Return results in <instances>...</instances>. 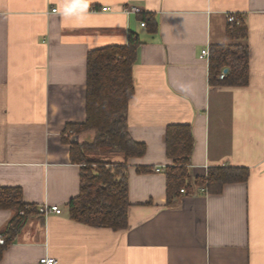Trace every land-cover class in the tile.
Masks as SVG:
<instances>
[{"label": "crops", "instance_id": "0c3cea01", "mask_svg": "<svg viewBox=\"0 0 264 264\" xmlns=\"http://www.w3.org/2000/svg\"><path fill=\"white\" fill-rule=\"evenodd\" d=\"M130 6L153 15L156 32ZM229 13L243 18L245 39H228ZM131 34L141 43L129 128L147 151L128 160V227L114 230L71 219L81 166L65 140L74 135L67 126L87 118L89 51L126 45ZM230 42L249 49L245 86L211 84L201 58ZM171 124L192 127V182L218 166L249 168L248 180L169 196ZM0 187L20 188L28 206L63 210L32 215L0 264L46 255L58 264H264V0H0ZM13 214L0 210V232Z\"/></svg>", "mask_w": 264, "mask_h": 264}, {"label": "trees", "instance_id": "16d2710c", "mask_svg": "<svg viewBox=\"0 0 264 264\" xmlns=\"http://www.w3.org/2000/svg\"><path fill=\"white\" fill-rule=\"evenodd\" d=\"M240 16V15H238ZM150 32H156L157 21L143 12ZM248 30L241 23L229 22L227 37L243 40ZM140 41L130 35L128 44H111L92 49L87 57V92L84 123L69 124L74 132L71 159L81 166L80 193L69 204L71 219L84 224L107 226L114 230L128 227L129 174L128 160L143 156L147 145L134 139L129 128L128 110L136 95L133 67L137 60ZM228 69L223 79L219 75ZM209 79L213 85L245 86L249 82V49L241 43H221L210 46ZM91 135L90 140L81 137ZM194 136L189 124H171L166 130V153L172 164L166 167L169 196L182 189L207 186L219 193L227 183L246 182L249 168L218 166L208 169L207 176L191 179V160ZM112 156H122L113 161ZM12 209L14 214L0 233L6 239L0 245V261L13 238L28 219L40 214L37 207L23 203L20 188L0 187V210Z\"/></svg>", "mask_w": 264, "mask_h": 264}, {"label": "built area", "instance_id": "2783aa9c", "mask_svg": "<svg viewBox=\"0 0 264 264\" xmlns=\"http://www.w3.org/2000/svg\"><path fill=\"white\" fill-rule=\"evenodd\" d=\"M108 7H103L102 10L103 11H107ZM57 9H53V11H56ZM128 14L130 13H143L142 9L138 6H130V7H126L124 9ZM227 18H228V21L229 22H235V23H240L241 22V18L239 16H236L234 14H228L227 15ZM145 22H142V26H145ZM210 56V49L207 47L205 49L202 50V53H201V58L202 59H208ZM225 76V73L222 72L220 75H219V78L220 79H223ZM158 172L161 171V168L158 167L156 169ZM182 191H184L182 189ZM39 210V213L45 217L49 216L50 214H62L63 210L58 206V205H43V206H40L38 208ZM6 242V239L3 237V235L0 233V245H3L5 244ZM40 262L42 264H58V259L56 257H52V256H44L40 259Z\"/></svg>", "mask_w": 264, "mask_h": 264}, {"label": "bare ground", "instance_id": "6f19581e", "mask_svg": "<svg viewBox=\"0 0 264 264\" xmlns=\"http://www.w3.org/2000/svg\"><path fill=\"white\" fill-rule=\"evenodd\" d=\"M229 14H234V13H229ZM234 15L238 16L237 14H234ZM239 17L241 18V22H242L243 21V18L241 16H239Z\"/></svg>", "mask_w": 264, "mask_h": 264}, {"label": "water", "instance_id": "95a60500", "mask_svg": "<svg viewBox=\"0 0 264 264\" xmlns=\"http://www.w3.org/2000/svg\"><path fill=\"white\" fill-rule=\"evenodd\" d=\"M228 71V69H225V72H227Z\"/></svg>", "mask_w": 264, "mask_h": 264}]
</instances>
